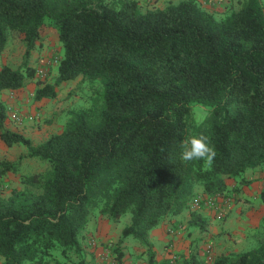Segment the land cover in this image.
<instances>
[{
	"label": "trees",
	"instance_id": "1",
	"mask_svg": "<svg viewBox=\"0 0 264 264\" xmlns=\"http://www.w3.org/2000/svg\"><path fill=\"white\" fill-rule=\"evenodd\" d=\"M236 1L217 19L196 0L144 11L136 0H0V51L10 31L24 46L23 70L0 67V90L32 76L27 57L45 26L56 28L61 53L53 81H36L33 100L54 97L78 75L91 89L88 105L36 144L3 127L0 103V140L48 162L0 195V264H84L82 232L94 213L114 221L129 213L120 237L148 247L149 230L187 208L197 187L214 195L225 177L264 167V3ZM193 106L206 110L202 120ZM190 135L209 138L210 170L181 163L179 144ZM5 171L15 163L0 161ZM191 223L202 227L194 211ZM211 264H264V235Z\"/></svg>",
	"mask_w": 264,
	"mask_h": 264
},
{
	"label": "rangeland",
	"instance_id": "2",
	"mask_svg": "<svg viewBox=\"0 0 264 264\" xmlns=\"http://www.w3.org/2000/svg\"><path fill=\"white\" fill-rule=\"evenodd\" d=\"M136 1L138 2L141 11H144V10H153L157 8H162L167 3L170 2L177 3L180 0H136ZM260 1L264 3V0H260ZM196 2L201 8L212 13L213 16L216 17L217 19L222 17L229 10L235 9L238 6L236 0H196ZM20 38L21 35L16 33L15 31L8 32L7 42L4 48L0 51V67L2 65H7L12 69L19 68L23 70V67L21 66V61L23 60L24 46ZM60 53H61V45L56 37V28L53 26L43 27L42 30L40 31L39 38L36 40L34 47L30 50V53L27 57V66L32 68L33 72H32V76L26 78L24 84L25 97H28V102L25 103L26 109L22 114H24V116H27L30 113L39 112V116L37 118L32 119L33 120L31 123L32 126H30L35 130L36 132L35 135L34 134L31 135L30 138L24 135L30 139L32 144H36L40 142L50 134L59 132L63 128L64 123L68 118V111L77 108L86 107L89 103L91 89L87 81L83 80L81 76L78 75L73 79H69L60 83L59 86L56 88V94L54 97L44 99L42 104L40 105H35V104L32 105L34 103L32 99L33 98L32 94L36 81H42V82L53 81L56 73L55 66L57 63V61L53 62V58H56L58 60ZM6 91L7 90H4L2 91L3 93L0 94V101H2V97L5 100ZM192 110L194 112L195 118L198 121L202 120L206 114V110L201 109L199 106H193ZM4 113L5 116L7 115L10 119L9 112L8 110H5V108H4ZM0 161H11L14 162L16 166L15 172L5 171L0 175L1 196H6L7 194L10 193L12 189H21L25 186L19 180V177L21 175L41 171L48 167V162L45 160L39 159L37 157H27L25 155V147L22 144H12L10 146H6L1 140H0ZM258 167L264 171L263 166H258ZM235 179H239V178L237 177ZM241 181L245 182L244 180ZM257 181L259 182V184L261 182H264V176L257 178ZM261 187L262 188L264 187L263 183ZM31 189L35 191L39 190L38 187L35 186L31 187ZM193 199H203L199 187H197L196 194L193 196L192 200ZM232 200L236 202L235 203L236 207L235 208L231 207L229 213L227 212L228 213L227 217L223 221L214 222L215 225L221 228V232L227 236H230V233H233L232 232L233 223L236 224L237 222L235 220L238 214L236 208L240 207L243 209V212L247 211V205L242 203L245 202L244 198L243 199L241 198V202L239 201L238 203L237 200H240V198L236 199V197H233ZM247 204L249 207H251L253 204H255V202L249 200ZM200 207H203L202 202H200ZM263 212L264 211H262V216L260 219H258V222L254 221L256 222V225L252 227L253 231L250 232L249 230L247 231V233H251V234H249V237L245 240L244 250H248L254 247L257 241L263 237L264 235V228L262 225V221L264 218ZM94 215H96V213L92 214L91 218ZM246 215L247 212L243 213V215L240 217H244ZM117 222L122 226L126 225L129 222V213H125L122 216H120ZM242 228L244 229L246 227H242ZM205 234L208 237H205V241H203L202 243L209 246L208 253L211 255L212 248L215 243L214 236L210 235V233L209 236L207 232H205ZM126 238L137 241L132 236H127ZM112 243L115 245L118 244L117 241L115 242L110 241V245ZM81 244L83 248L84 259H85L84 253H86L85 251H88V249H90L91 247L93 248L99 247L101 250L108 249V251L110 252L108 245H106L107 242H97V240L94 239L93 236H90L88 234L87 235L82 234ZM129 250H131L130 247ZM189 253H192V249L189 251ZM194 253H198V251L197 252L194 251ZM206 254L207 253L205 252V249H203L201 253H198V255H200V258L202 256H205ZM73 260H75V258H73ZM53 262L54 260L50 259L47 264H53ZM28 264H34V263H28ZM61 264H72V262L63 261L61 262ZM84 264H87L86 260Z\"/></svg>",
	"mask_w": 264,
	"mask_h": 264
},
{
	"label": "crops",
	"instance_id": "3",
	"mask_svg": "<svg viewBox=\"0 0 264 264\" xmlns=\"http://www.w3.org/2000/svg\"><path fill=\"white\" fill-rule=\"evenodd\" d=\"M16 90L15 100L10 105L18 112L23 113L26 109L25 103L28 102V97H25L24 86ZM2 91L4 89L0 90V94L3 93ZM43 100L44 98L33 100L34 103L32 105H40ZM2 102H5L3 97L0 103L2 104ZM32 121L24 120L21 123H15L6 115L2 124L6 129L21 133L30 138L31 135H35L36 133L30 127L32 126ZM257 167L247 168L243 171L242 179L246 182H242L240 178H224L226 189L221 191L220 194L222 197L228 198V201L222 204L224 206V213L221 219H217L213 211L207 207L192 208L189 204L180 213L167 217L149 230L147 235L148 247L135 240L127 239V236L121 238L120 230L122 225L100 214H96L92 218L89 216L82 234L93 236L97 242H107L106 245H110V241H117L118 245L112 243L111 246H117L121 253L120 255L118 253H110V256L116 257L119 264H172L169 261L171 254L176 255V262L174 264H204L205 256L200 258L198 253H201L206 246L202 243L205 241V237H208L205 232L208 235L210 233V235L214 236L215 243L212 248V260L222 254L242 251L245 248V240L251 234L247 233V231H253L252 227L256 225L254 221L258 222V219L262 216V211H264V203H261L259 200V192L264 182L259 184L257 181V178L264 176V171ZM199 190L201 191L200 188ZM201 195L204 196L202 192ZM233 197H236V199L240 198V200H237V203L241 202V198L245 199V202L242 203L247 205V215L240 217L246 212H243V209L240 207L236 208L238 214L235 220L237 222L236 224L233 223V233L227 236L221 232V228L215 225L214 222L223 221L227 217L231 207H236V202L232 200ZM249 200L255 202L251 207L247 204ZM192 211L198 214L199 220L202 223L201 228L197 224L191 223ZM242 227L246 228L243 229ZM129 247L131 250H129ZM191 249L192 253H189ZM194 251H198V253H194ZM85 252L84 256L87 264H109L108 249L101 250L99 247H91ZM55 259L61 260L57 254L55 255ZM53 264L58 263L54 261Z\"/></svg>",
	"mask_w": 264,
	"mask_h": 264
},
{
	"label": "built area",
	"instance_id": "4",
	"mask_svg": "<svg viewBox=\"0 0 264 264\" xmlns=\"http://www.w3.org/2000/svg\"><path fill=\"white\" fill-rule=\"evenodd\" d=\"M57 59L53 58V62H56ZM16 89H9L6 91V97L5 102L2 104L4 105L5 110H8L10 119L13 120L15 123H21L24 120H32L34 118H37L39 116V112L30 113L27 116H24V114L18 112L16 109H14L10 103L15 100L16 97ZM203 196V195H202ZM202 200V201H200ZM228 198L222 197L220 193H216L214 195H204L203 199H193L192 202H190V206L192 208H199L200 202H202L204 207H207L213 211V214L217 219H221L223 217L224 213V206L223 203L227 202ZM109 247V245H108ZM205 252L207 253L204 257L205 263L204 264H211L212 258L211 255L208 253L209 246H205ZM109 253V264H119L116 257L110 256ZM108 256V255H107ZM170 263L174 264L176 262V255L171 254L169 258Z\"/></svg>",
	"mask_w": 264,
	"mask_h": 264
},
{
	"label": "clouds",
	"instance_id": "5",
	"mask_svg": "<svg viewBox=\"0 0 264 264\" xmlns=\"http://www.w3.org/2000/svg\"><path fill=\"white\" fill-rule=\"evenodd\" d=\"M215 157L216 152L210 145L209 138L204 135H190L180 141L179 158L183 164L202 161L204 168L210 170Z\"/></svg>",
	"mask_w": 264,
	"mask_h": 264
}]
</instances>
